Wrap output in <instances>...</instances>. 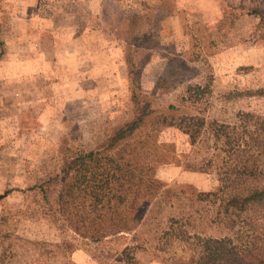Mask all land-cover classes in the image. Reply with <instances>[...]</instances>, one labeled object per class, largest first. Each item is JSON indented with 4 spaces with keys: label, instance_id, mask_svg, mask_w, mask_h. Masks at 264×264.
<instances>
[{
    "label": "rangeland",
    "instance_id": "374dc122",
    "mask_svg": "<svg viewBox=\"0 0 264 264\" xmlns=\"http://www.w3.org/2000/svg\"><path fill=\"white\" fill-rule=\"evenodd\" d=\"M58 1L41 0L43 10ZM93 3L87 0L90 11ZM106 4L117 6L106 21L97 14L86 18L100 31L95 39L103 37L101 45H112V54L90 49L92 54L87 53L83 63H74L76 57L70 56L64 70L70 103L61 111L57 108L62 87H50L52 73L33 64L1 62L27 51L22 47L25 39L41 38H30L31 30L36 34L30 18L16 20L14 5L0 0V264H126L119 255L126 246L135 248L138 264L180 263L190 257L189 246L175 244V237L165 243L163 235L177 219L189 236H225L234 248L259 243L264 238L258 220L264 199L230 231L219 223L216 204L205 194L216 188L229 194L227 165L247 156L236 146L243 144L245 113L254 116L259 137L255 144L264 149V95L258 94L264 91V17L243 12V7H257L264 13V0H106ZM4 8H11L10 13L1 14ZM99 9L100 3L95 11ZM128 26L143 34L140 47L122 39L120 31L125 34ZM71 50L76 53L75 47ZM123 56L134 63L137 83L151 95L154 110L125 143L109 146L108 137L128 119L131 109L132 84L125 79ZM77 74L85 77L83 83ZM159 77L165 78V90L155 84ZM187 82L199 90L178 95ZM77 85H85V93ZM163 115L164 123L174 125H162ZM182 116L205 119L192 140L177 126ZM214 131L222 134L218 146L229 137L228 153L214 148ZM116 164L120 172L112 177ZM131 169L141 176L132 177ZM261 170L253 180L259 186L264 185V164ZM148 177L155 181L152 187ZM134 191L139 192L138 205L144 191L158 195L145 212L136 213ZM102 206L109 211L100 214ZM120 220L123 225L134 221L139 225L99 240L84 236L98 222L108 228Z\"/></svg>",
    "mask_w": 264,
    "mask_h": 264
},
{
    "label": "trees",
    "instance_id": "16d2710c",
    "mask_svg": "<svg viewBox=\"0 0 264 264\" xmlns=\"http://www.w3.org/2000/svg\"><path fill=\"white\" fill-rule=\"evenodd\" d=\"M243 12L245 14H249L255 17L262 18L264 17V13L257 7H243ZM102 15L103 19L106 21L107 16L113 14V12L117 11V6L112 7V5H107L106 0L102 1ZM127 12V11H126ZM134 13V12H133ZM142 20V19H141ZM125 34H122L120 30H117L118 33L120 31V35L124 42L133 47H140L138 43L140 42L143 34L139 33L138 30H131L129 26L125 29ZM127 65V73L128 79L132 84V90L130 95L131 109L130 115L128 119H126L121 124L117 125L113 130L111 135L107 139V144L109 146L114 145L116 143H125L129 137H131L135 132L141 130L144 126V120L146 116L150 115L153 112V108L151 106V100L147 92H144L142 89V83L138 84L137 74L134 71V63L130 59H125ZM140 82V81H139ZM188 83V84H187ZM183 87L182 92L178 93V95L183 96L186 93H190L192 89L199 90V86L192 85L193 83L187 82ZM155 84L158 88L165 90V78L159 77L156 78ZM259 95H264V91H259ZM182 97L181 99H183ZM168 109L174 110L176 107L174 105H168ZM247 117V118H246ZM249 117V118H248ZM254 116L245 113L243 115V125L241 135V142L243 144L236 145L237 148H242L247 152L246 158H243L239 161H235V164L230 163L227 165L226 173L231 175V182L229 185V194L224 196L220 188H216L215 190H211L205 194V196H209L213 198V203L216 204V218L219 219V223H223L228 230H232L235 224L241 222L244 218V214L250 210L252 207L257 205L264 199V185L259 186L253 180L258 179L262 175L261 166L264 164V149L259 148V145L255 143L258 142V125L257 122L253 119ZM166 117L163 115L161 118V124L164 126H173L174 123H164ZM179 123L177 126L183 130L185 134L189 136L192 140L195 133L199 130L201 125L205 124V119L202 117L196 116H182L179 119ZM188 121V122H186ZM218 131H214L212 134L214 138V148L217 151L228 153V149L226 150L225 144H228L229 137L227 136L226 140L222 143V145L218 146V141H220ZM193 142V141H192ZM239 144V143H238ZM242 146V147H241ZM258 152V153H257ZM259 154V155H258ZM94 155L93 152L88 154V157L91 158ZM263 156V157H261ZM261 157V158H260ZM263 159L261 163L259 161ZM110 160L113 161V158L110 157ZM261 164V165H260ZM115 169L117 172H114L112 177H115V174L120 172V168L118 165H115ZM105 172L101 173L103 175ZM107 173V172H106ZM131 173H133L132 177H139V172L136 173V170L131 169ZM117 179H120V175L116 176ZM148 177V185L152 187L154 184L153 179H149ZM106 181L108 182L110 178L106 176ZM106 182V183H107ZM157 190V188H155ZM139 192H133V202L132 207L138 212H145L149 204L156 198L158 192H147L144 191L142 196L143 201L142 204L138 205L135 203L137 200ZM148 194V195H147ZM203 195V194H201ZM61 196V195H60ZM117 196L119 200L122 199L120 195H111ZM97 198V197H96ZM96 202H101L96 199ZM255 204V205H254ZM61 213H63L62 207L58 209ZM100 214L102 211H109V207L102 206L100 209ZM259 218V219H258ZM258 220L261 225L264 226V211L259 213ZM189 221L186 223L188 224ZM96 229H92V232H89L90 235H84L85 237H89L92 239L99 240L101 237H105L108 235H117L118 233H128L134 230L139 223L132 222L130 225H123V220L116 222L111 227H104L101 223H96ZM183 224L177 219L175 225H172L170 229L165 232L163 235L167 237L165 243L169 242L170 237H175L177 240L175 244L178 245H188V249L191 251V255L189 258H184L185 261L178 262L176 264H264V238L255 245H249L242 248H234L225 239V236L222 237H213V236H201L200 234L193 233V235L189 236V232L186 229L182 228ZM135 248H130L128 246L124 247L119 255L121 262L123 261L126 264H138L133 256V250Z\"/></svg>",
    "mask_w": 264,
    "mask_h": 264
},
{
    "label": "crops",
    "instance_id": "0c3cea01",
    "mask_svg": "<svg viewBox=\"0 0 264 264\" xmlns=\"http://www.w3.org/2000/svg\"><path fill=\"white\" fill-rule=\"evenodd\" d=\"M4 1L14 5L12 15L16 20L17 17L30 18V26L35 29L36 33L34 34V31L31 30L30 38L37 35V38L40 37L41 39H25L22 43V47L25 49L27 48V51H22L20 54L13 53L14 56H8V58L3 59L1 62H5L8 59L7 61H13L17 64L16 66H19L22 63L33 64L39 71H43V68H45L48 73H52V76L49 77V79H51L50 87L53 89L62 87V90L58 89V94H61V108H57V110L64 111V107L70 103V93L64 85L69 81L68 77H64V70L68 69V65L71 62L70 56L73 55V57H76L74 63H83L85 62L86 54H92L91 50L93 49L95 50V53H100L101 50L102 52L106 50L109 54H112V45H109V43L101 45V38L98 36L97 39H95L96 33H100V31H98V28L96 29L95 26L91 28L87 23L86 18L87 16H96V14L100 16L102 15L101 6L103 0H98L97 2L94 0L93 11H90V7L87 6V0H66V6L63 5L64 0L58 1L57 4L59 5L53 7L45 4L46 6L51 7V9L48 10H43V3L41 4V0ZM98 3H100V9L96 12L95 9L97 8ZM10 11L11 8H4L1 14L10 13ZM17 26L18 24H15V30L18 28ZM90 34L93 38L88 37ZM102 39L104 38L102 37ZM90 40H93V42H90ZM96 41L97 48H95ZM92 43L94 44V48H91ZM14 44V47L17 48L18 44ZM7 45H4V47H7ZM74 47L76 48V53L74 50H71ZM27 52L28 55L26 56ZM109 58H111V55H109ZM122 61L125 66V79L127 80L128 85L129 79L124 56ZM77 77L79 83L85 81L83 75L80 76V74H77ZM15 79H17V77H15ZM80 88H83V93H85V85H79V87L77 85V89L80 90Z\"/></svg>",
    "mask_w": 264,
    "mask_h": 264
},
{
    "label": "water",
    "instance_id": "95a60500",
    "mask_svg": "<svg viewBox=\"0 0 264 264\" xmlns=\"http://www.w3.org/2000/svg\"><path fill=\"white\" fill-rule=\"evenodd\" d=\"M2 197V195H0V198Z\"/></svg>",
    "mask_w": 264,
    "mask_h": 264
}]
</instances>
